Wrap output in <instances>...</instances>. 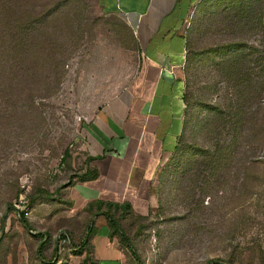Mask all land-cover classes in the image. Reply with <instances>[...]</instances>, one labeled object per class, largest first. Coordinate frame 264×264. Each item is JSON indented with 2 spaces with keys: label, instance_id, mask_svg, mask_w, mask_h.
<instances>
[{
  "label": "rangeland",
  "instance_id": "obj_1",
  "mask_svg": "<svg viewBox=\"0 0 264 264\" xmlns=\"http://www.w3.org/2000/svg\"><path fill=\"white\" fill-rule=\"evenodd\" d=\"M184 31L177 145L146 198L107 211L139 262L113 236L123 264H264V0H200ZM135 61L132 30L98 0H0V264L58 261L43 249L73 221L66 187L86 163L83 131ZM80 215L92 211H74L77 229Z\"/></svg>",
  "mask_w": 264,
  "mask_h": 264
},
{
  "label": "crops",
  "instance_id": "obj_2",
  "mask_svg": "<svg viewBox=\"0 0 264 264\" xmlns=\"http://www.w3.org/2000/svg\"><path fill=\"white\" fill-rule=\"evenodd\" d=\"M98 1L104 13L119 17L132 30L134 74L87 121L82 134L86 163L78 173L81 177L66 187L73 221L66 225L68 230L58 229L43 249L46 259H58L54 264H123L107 211L147 197L161 160L177 145L184 122V23L200 0ZM107 158L116 160L113 173L108 172ZM114 185L120 191L116 196ZM84 209H91L92 215H80L77 229L74 211ZM61 231L68 242L63 250L54 248ZM30 232L41 235L43 242L47 239L43 230L30 228Z\"/></svg>",
  "mask_w": 264,
  "mask_h": 264
},
{
  "label": "trees",
  "instance_id": "obj_3",
  "mask_svg": "<svg viewBox=\"0 0 264 264\" xmlns=\"http://www.w3.org/2000/svg\"><path fill=\"white\" fill-rule=\"evenodd\" d=\"M174 149H175V148H174ZM77 177L79 178V177H81V175H77ZM128 207H129V203H126V204H124V205L116 206L115 208L125 210V209H127ZM106 215L110 218V219H109V223L113 226L115 232L119 233V235L122 236V239H124L123 242H125V243L128 244V246H129L130 249H131V252H132L133 257L135 258L136 261L139 262V258L137 257L135 251L131 248L130 244H129L128 241H127V238L124 236V234H123V232H122V229H121L120 226L116 223V220H115L111 215H109V214H106ZM20 219H21L22 221H24V223L26 224L27 221H26V218H25V217L21 216ZM85 242H87V241H85ZM138 264H140V263H138Z\"/></svg>",
  "mask_w": 264,
  "mask_h": 264
},
{
  "label": "built area",
  "instance_id": "obj_4",
  "mask_svg": "<svg viewBox=\"0 0 264 264\" xmlns=\"http://www.w3.org/2000/svg\"><path fill=\"white\" fill-rule=\"evenodd\" d=\"M15 207H16V208H15V212H16V214H17L18 217H21V216H23V217H25V218H28V217H29V215H30V210H29V208L27 207L25 201H20V202H19V205H15ZM65 237H66V236H65V234H64L63 231H61V232L58 234V238H59V240L62 241V243L65 242V241H67Z\"/></svg>",
  "mask_w": 264,
  "mask_h": 264
},
{
  "label": "water",
  "instance_id": "obj_5",
  "mask_svg": "<svg viewBox=\"0 0 264 264\" xmlns=\"http://www.w3.org/2000/svg\"><path fill=\"white\" fill-rule=\"evenodd\" d=\"M4 219H2V225H1V232L3 233L4 232Z\"/></svg>",
  "mask_w": 264,
  "mask_h": 264
}]
</instances>
